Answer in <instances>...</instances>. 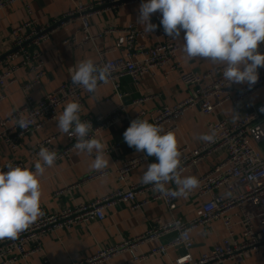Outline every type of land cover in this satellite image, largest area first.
Returning a JSON list of instances; mask_svg holds the SVG:
<instances>
[{"label": "built area", "instance_id": "built-area-1", "mask_svg": "<svg viewBox=\"0 0 264 264\" xmlns=\"http://www.w3.org/2000/svg\"><path fill=\"white\" fill-rule=\"evenodd\" d=\"M19 1L22 0H1L0 10ZM71 1L74 3V9L59 19L43 26H38L34 21H28L14 28L12 49L0 58V86L6 88L16 84L15 75L23 69L33 76L32 80L22 87L26 94L25 105L12 117L0 118V142H4L12 152L22 146L26 136L56 121L54 117L59 115L60 108L70 101L80 103L81 121L92 123L93 130L89 133V138L95 136L97 139L120 122L129 127L131 121L147 118L152 124L162 127L165 132L175 133L178 130L176 120L190 108H199L205 116H212L221 106L231 104L242 114L240 120L235 123L228 120L211 123L209 132L215 131L214 142H204L196 150L187 148L179 150L182 154L181 176L209 156L223 155L219 164L198 179L197 199L203 202L200 217L189 222L178 218L167 222L158 219L142 236L101 249L95 255L74 264H103L123 253H129L134 262H142L150 257L166 256L173 249L181 250V255L175 260V264H225L228 261L245 264L253 256H259L264 260V153L254 147V144H264V111H261L264 109V102L250 104L255 94L264 91V71L258 69L259 80L251 87L247 84L229 85V82L222 77V66L204 72L182 73L181 81L189 89V96L185 100L172 107L164 106L151 113L140 111L135 116H130L126 107L121 105L107 114L89 117L86 114L84 99V93L87 91L73 84L72 80L36 101L32 91L41 85L45 77L39 48L55 32L72 21L81 22V31L85 35L82 40L75 35L65 41L67 45L74 48L83 47L89 43L95 45L98 40L113 33H125L123 42L117 46L118 50H125V57L112 60L108 57L109 49H97L98 59L95 63L100 66L104 64L111 66V76L106 84H111L114 88L112 98L123 101L127 97V94L120 89V81L126 77L131 78L137 86L142 78L154 74L156 70H163L165 75H169L181 67L177 61L181 52L179 39L170 38L165 34L160 24L161 18L155 19L161 27H156L152 33L140 30L134 25L122 31L111 27L100 34L90 32L92 17L124 5L134 4L138 0H105L98 4H85L81 0ZM147 36H154L157 39L151 48L138 44V40ZM259 46L264 53V43ZM16 60L19 62L14 63ZM103 85L105 83L99 82L97 90ZM150 99L152 97L143 98L136 103H144ZM20 116L31 121L23 129L16 125V118ZM62 136L67 139V146L64 148H60L56 143ZM75 143L74 134L69 136L62 132L56 133L32 146L33 156L29 164L12 159L0 166V170L6 172L8 170L6 165L11 163L13 166L28 167L34 171V163L39 159L38 153L42 146L57 152L58 159L54 165L61 161H70L73 152L78 150L73 148ZM119 151L120 144H115L105 148L104 154L110 156L114 153L119 154ZM149 162L150 157L142 153L124 161L116 168L114 174L120 182L124 183L135 170ZM110 174L109 170L93 171L73 186L56 192V196L70 194L75 188L102 180ZM172 184L170 182L166 187L169 188ZM177 200L178 197L162 195L154 191L151 184L145 185L141 182L127 189L117 188L104 198L82 203L73 208H63L49 213L41 206L43 215L17 239L0 240V264H18L26 261L42 250V239L45 236L62 229L70 230L75 226H87L92 221H103L108 208L126 206L135 212L145 208L151 202H162L167 212L173 214L177 207ZM235 211L240 212L239 222H235L233 218ZM218 221L223 222L229 238L215 244L210 252L198 258L194 257L192 250L195 243L191 236L192 231ZM237 226L242 228V242L235 239ZM169 234H176V239L153 248L149 254H139V249L143 245L160 242Z\"/></svg>", "mask_w": 264, "mask_h": 264}, {"label": "crops", "instance_id": "crops-1", "mask_svg": "<svg viewBox=\"0 0 264 264\" xmlns=\"http://www.w3.org/2000/svg\"><path fill=\"white\" fill-rule=\"evenodd\" d=\"M1 1V0H0ZM85 4H98L105 0H81ZM146 0H138L134 4L121 6L113 11L103 12L90 19V32L92 34L103 33L108 28H115L120 31L130 25L136 26L140 30H145L146 25L138 22L139 6ZM71 0H22L11 4L0 10V58L12 49V30L21 24L34 21L38 26H43L59 19L69 11L74 9ZM156 18H161L159 11L152 14L150 22L161 27ZM81 22L72 21L65 27L55 32L45 41L39 51L42 54L45 77L39 87L32 91V96L36 101L41 100L46 94H51L71 80L70 68L85 59L97 61V49L110 50L108 57L118 59L126 56L125 50H118L117 46L123 42L125 33L117 32L110 34L96 42V44H86L83 47H71L65 43L68 38L75 35L82 40L85 35L81 31ZM184 32L180 33L179 44L181 52L178 55L180 68L175 72L165 75L163 70H156L154 74L146 75L136 86L131 78H124L120 81V89L127 97L123 101L112 98L114 88L111 84H105L94 94L84 93L86 114L91 117L104 115L113 109L124 105L130 116H135L140 111L148 113L168 106L172 107L189 96V89L181 81V75L185 72H204L219 67L204 59L188 60L184 54L183 47ZM157 39L154 36H147L138 40V44L151 48ZM258 50L264 54L260 48ZM140 58L139 56H137ZM19 60L14 61L18 63ZM264 71V67L260 68ZM33 76L26 70H20L15 79L17 83L13 86H0V118L7 119L21 109L26 103V94L23 92V85L31 81ZM152 99L144 103H136L143 98ZM264 102V91L255 94L250 104H260ZM65 106L61 107L59 114ZM237 113L238 116H237ZM241 112L237 111L233 105L225 104L218 108L212 116H205L199 108H190L184 115L176 120L178 130L174 133L178 143V150L187 148L196 150L204 143L198 139L202 134H210L209 125L222 120L232 123L240 120ZM234 117H236L234 119ZM152 123L150 119H146ZM58 121L47 124L44 128L36 130L26 136L22 146L12 152L4 142H0V166L8 163L12 159L29 162L32 159V146L40 141L59 133L57 130ZM128 127L125 123H118L116 126L105 131L98 139L105 145V148L115 144H120V151L110 156H105L109 160L106 169L111 174L90 184L75 188L70 194L56 196L59 190L73 186L78 180L93 172L90 168L94 160L95 153L89 156L86 152L76 150L72 154L70 161H61L52 167H47L43 176L39 178L41 199L40 206L49 213L63 208H73L82 203L92 202L109 195L117 188L127 189L130 186L141 183L143 173L147 165L158 163L155 156L150 157V162L135 170L128 180L120 182L114 171L124 161L137 157L144 152H137L134 147H129L124 141L123 133ZM60 148L67 146L65 137L58 138ZM254 147L264 153V144ZM223 159V155L215 154L200 162L196 167L188 170L183 177L195 176L199 179L208 174ZM38 160V159H37ZM36 160V161H37ZM176 190L173 183L169 187ZM202 203L197 199V189H193L187 197H178L176 210L173 214L167 212L162 202H151L145 208L132 212L128 207H113L105 211L103 221H92L87 226H75L70 230H58L42 239V250L29 257L26 261L18 264H74L95 255L99 250L120 244L124 240L134 239L145 234L156 220L171 221L173 218L182 219L184 222L192 221L202 214ZM240 212L235 211L233 218L235 222L240 220ZM235 239L242 242V228L235 227ZM191 236L195 246L192 250L194 257L198 258L204 253H208L224 239H228V233L222 221L213 222L192 231ZM177 237L176 234L165 236L160 242L145 244L139 249L140 255L149 252L159 245H165ZM181 255V250L173 249L166 256L150 257L142 262H134L129 253L120 254L103 264H175V260ZM225 264H237L235 261H228ZM245 264H264L261 257L253 256Z\"/></svg>", "mask_w": 264, "mask_h": 264}, {"label": "clouds", "instance_id": "clouds-1", "mask_svg": "<svg viewBox=\"0 0 264 264\" xmlns=\"http://www.w3.org/2000/svg\"><path fill=\"white\" fill-rule=\"evenodd\" d=\"M157 11L168 37L178 39L184 32L182 50L188 60L204 59L222 66V77L229 85L251 87L258 82V69L264 67V54L258 50L264 43V0H146L140 4L137 17L138 22L146 25V32L152 33L156 29L157 25L150 22V17ZM70 73L73 84L94 94L99 82L108 83L111 66H100L92 59H85L70 68ZM80 111L78 101L68 102L62 113L54 117L58 121L57 130L75 135L73 148L89 156L95 153L90 168L101 171L109 164L105 159V145L95 136L89 138L92 123L82 122ZM30 123L23 116L16 118V125L21 129ZM123 137L129 147L158 160V163L147 165L141 178L143 184H151L154 191L172 197H187L199 187L195 176H181L182 154L174 132H165L147 120L136 119L131 121ZM215 137L213 130L198 139L214 142ZM38 157L34 171L11 163L6 165V172L0 170V240L17 239L43 215L39 178L46 167L54 165L58 154L42 146ZM170 182L177 186L176 190L166 187Z\"/></svg>", "mask_w": 264, "mask_h": 264}]
</instances>
